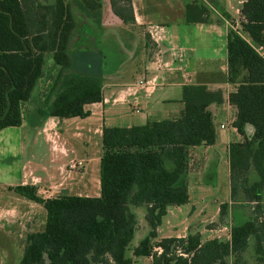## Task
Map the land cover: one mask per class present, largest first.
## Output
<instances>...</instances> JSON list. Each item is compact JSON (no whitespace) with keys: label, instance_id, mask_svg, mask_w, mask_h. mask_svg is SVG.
Listing matches in <instances>:
<instances>
[{"label":"trees","instance_id":"16d2710c","mask_svg":"<svg viewBox=\"0 0 264 264\" xmlns=\"http://www.w3.org/2000/svg\"><path fill=\"white\" fill-rule=\"evenodd\" d=\"M82 2L94 16L106 2L123 23L136 25L130 0ZM212 6L186 1L184 21H212ZM238 9L239 31L226 34V80L234 85L228 102L236 108L234 126L242 139L228 146L230 203H220L214 224H226L234 204H251L249 217L230 224L229 238L203 240L199 232L157 238L167 207L188 201L189 147L215 142L210 105L222 96L186 83L177 118L102 127L98 196L44 198L34 184L7 187L45 209L44 228L26 234L18 264H131L125 253L138 225L134 206L144 207L149 231L132 254L151 264H249L250 246L255 264H264V60L253 48L264 45V0H243ZM76 27L70 0H0V130L21 124V104L42 75L45 52L60 72L41 115L84 118L85 105L102 100L99 76L71 71Z\"/></svg>","mask_w":264,"mask_h":264},{"label":"crops","instance_id":"0c3cea01","mask_svg":"<svg viewBox=\"0 0 264 264\" xmlns=\"http://www.w3.org/2000/svg\"><path fill=\"white\" fill-rule=\"evenodd\" d=\"M130 1L136 22L134 29L136 30V36L139 39L138 46L130 44L128 47H124L121 44L120 37L118 36V30L121 27L118 28L117 21L113 18H109L102 24L98 23L99 28H95L94 36H97L99 41L105 39L107 42V49L111 53L112 50H117L123 55H127L129 60H133L134 66L139 67L142 72L137 74L136 78H134L133 81L130 80V82L121 80V75L119 76L120 78H118L119 71L117 69L109 70V73H105L101 48L89 38V34L84 32L83 36L78 39L77 43H75L76 39L74 37L75 41L72 43L74 45H69V54L72 61L71 71L99 76L102 82V100L86 104L85 109L89 111V115L84 118H57L53 116H43L39 113V109L42 107H38V114L42 118V121L39 123L40 134L43 138V142L46 143L48 147L50 160L47 167L43 166L42 169H40V172L43 175L37 176L30 174L29 181L27 182L24 178V180L21 181V184L30 183L41 187L42 189H39L38 192L44 198L66 195L61 194L60 192L64 190L67 182V186L76 191L74 192V195L98 196L100 189L99 160L102 152L101 147L99 152H91V150L87 148L89 141L87 142L85 140L82 142L84 145L81 152L82 154L78 155L77 152H79V150L81 151V146L79 144L75 146L72 145L71 148H66L64 146L66 154L67 151L73 154L72 159L83 160V167L75 172L78 173L85 170L84 173L81 174L82 177L81 175L78 176L80 179L83 178L88 168H91L90 166L94 167V175H96V171H98V176L96 175V180H94V194H88L87 192H82L85 191V182H83V180L81 183L78 182V185H75L77 182L74 181L76 175H73V171L67 170L68 173L63 182L62 179L55 182L56 176L53 175V172L51 171L52 166L50 167V164L59 160L58 154H63L60 151L61 146L59 145H66L67 140L69 141L70 138L79 137L84 128L89 137L90 134H94L98 135L101 139L102 127L120 126L116 124V121L121 119L125 120L130 118L128 119L129 122H127L126 126L120 127L142 125L153 120L175 119L182 108V103L180 101L181 87L186 83H194L198 85L204 93H220L222 96L221 103H213L210 105V110L214 119L215 142L211 145L189 147L187 176L192 171H195L196 173L199 172L198 175H201L204 169L210 168L212 165L211 158H217L220 155L217 150L214 148L211 149L212 145L218 141L226 145L225 153L229 175L227 156L228 146L231 142L240 141L242 137L234 126L236 108L228 102V93L234 88V85L226 80V34L231 28L228 22L239 18V6L236 9V17H229L223 7V13H226L227 16L216 11L219 21L215 22L214 18L211 16L212 21L205 23H186L184 21L183 7L182 19L178 22L175 28L169 29V26H165L167 18H162L161 14L167 15L173 12V2L171 0H151L140 4V6H137L133 0ZM186 1L188 0L181 1V6L183 3L185 5ZM242 1L243 0L239 1V5ZM102 5L106 6L108 10L110 9L106 2H103ZM179 12L181 13V11ZM84 13L88 17V12L84 10ZM91 16L94 20L99 19V16L94 17L92 14ZM220 26L223 27V32L220 29ZM77 31L78 26L74 35L77 34ZM214 33L218 36H222L223 34L225 36V47L222 57L224 62L220 66L221 75L218 78L213 76V73L216 71L212 64H209L210 59H213L215 56V47L213 46V41L211 42L212 38L210 37ZM145 35H147V39ZM199 37L201 49L198 47ZM113 44H115V46ZM186 67H190L189 70H185ZM130 76L132 75L130 74ZM139 79L146 81V83L143 85L138 84ZM129 98H131V100H129ZM132 103L135 105L131 107L133 109L130 111L127 106ZM133 118H135L136 121L130 122ZM229 126L232 129H229ZM56 130L59 133L57 138L53 135V132ZM245 132L247 135H250L252 127L246 125ZM52 139H56V145L53 144ZM200 147H203L204 149L200 150ZM75 154L76 156H74ZM67 156L68 155H66V157ZM70 159L71 158H69V160ZM64 166V163L58 164V176L62 175ZM212 167L214 169V166ZM72 175L73 177L68 179V177ZM204 182L206 186L210 183L208 181ZM186 183L189 200V183L187 177ZM44 191H49L48 195H43ZM204 200L205 198L202 197L201 201ZM228 203H230V196ZM26 205L29 210L36 208V205ZM169 207L170 205L167 207L166 213L170 211ZM232 208L233 207L231 206L229 207L226 224L211 225V223L217 222V220L212 221L208 225H204L205 230L216 233V236L214 237L229 238V226L233 223ZM218 210L219 208L217 211ZM20 216L26 218L25 225L34 224L35 219L28 211H18L17 217L20 218ZM23 221H21L22 227L25 229ZM187 234L177 232L175 236L184 237ZM200 235L202 234L200 233ZM202 239L204 240V238ZM148 259L150 262L149 257Z\"/></svg>","mask_w":264,"mask_h":264},{"label":"rangeland","instance_id":"374dc122","mask_svg":"<svg viewBox=\"0 0 264 264\" xmlns=\"http://www.w3.org/2000/svg\"><path fill=\"white\" fill-rule=\"evenodd\" d=\"M133 1L137 6H140V4L149 2L151 0ZM171 1L173 2V12L167 15L161 14L162 18H167V23L165 26H169V29L175 28L178 22L182 19L184 7V3L182 6L180 4L181 1L183 2V0ZM203 1L209 6L213 5L212 7L214 10L211 16L214 19H217L218 17L215 10L225 16H237L236 9L239 6L240 0H215V3H211L212 5L208 2V0ZM70 4L71 10L76 20V25L78 26L77 34H73L70 44L74 45L72 43L75 41V39V43H77L78 39L83 36L84 32L89 34V38L101 48L104 72L109 73V70L117 69L119 71L118 78L121 77V80H126V82H130V80L133 81L137 74L142 72L140 71L139 67H135L133 60H129L127 55H123L117 50H112L111 53L107 49L106 40L103 39L99 41L98 37L94 36V33L95 28H99V24L106 22L109 18H113L117 21L118 28L121 27L118 30V36L120 37L119 39L121 44L124 47H128L130 44L133 46L139 45V39L135 32L136 30L123 23L111 12L110 9L108 10L104 5H102L99 9L100 12H96L94 16L92 12L86 9L82 0H70ZM223 7L227 15L226 13H223ZM84 10L88 12V17L84 13ZM179 11H181V13ZM90 13L94 17L99 16V19L94 20ZM220 29L223 32L222 26H220ZM210 37L212 38L211 42L213 41V46L215 47V56L213 59H210L209 64H212L214 70L216 71L213 73V76L218 78L221 75L220 66L224 62L222 57L225 47V36L224 34L222 36H218L216 33H214ZM199 39L200 37L198 38V47L200 48L201 44ZM113 45L115 46V44ZM189 68L186 67L185 70H189ZM59 72L60 66L53 60L52 54L50 52H45L43 56L42 75L36 80L30 92L29 98L26 101H23L21 104V124L19 126L4 127L0 130V264H18L23 252L26 233L29 231H39L44 228L45 209L43 206L18 195L12 190H8L7 187L9 185L20 184L24 178L28 182L30 174L37 176L43 175L40 172V169H42L43 166L47 167V164L49 163L50 153L40 134L39 123L42 121V118L38 114L37 110L38 107L43 108L46 106L44 104L50 96L53 83L57 79ZM130 74L132 76H130ZM129 100H131V98H129ZM133 105L135 104L132 103L131 105L127 106L130 111L133 109L131 108ZM128 119L130 118L125 120H117L116 124L120 126H126L127 122H129ZM131 120L132 121L130 122L136 121L135 118ZM229 129L232 128L230 127ZM57 134L59 135L58 131ZM70 140H67L66 145H59L61 146L60 151L63 154H58L59 160L50 164V167L52 166L51 171L53 172V175L56 176L55 182L61 179L62 182L64 181L68 173L67 164L69 158L72 159L73 157V154L69 153V151H67L66 154L64 146L66 148H71L72 145L75 146L79 144L81 146V151L79 150L77 154L81 155L82 149L84 148L82 142L86 140L87 142L89 141L87 148L90 149L91 152L93 151L96 153L100 151V137L94 134H90L89 137L85 128L79 137L70 138ZM212 148L218 151L220 154L219 157L211 158L212 165L210 168L204 169L201 175H198L199 172L196 173L195 171H192L188 174L187 181L189 183V200L188 202L178 206L170 205V211L164 215L160 225L157 227L158 239L166 236H175L177 232L187 234L198 231L202 234L201 236L204 239L216 236V233L205 230L204 225H208L212 221H216L218 218L217 209L219 208L220 203L228 202L229 176L225 153L226 145L218 141L212 145L211 149ZM199 149L203 150L204 148L200 147ZM66 155L68 156L66 157ZM74 156H76V154ZM59 163H64L65 165L61 176L57 175V166ZM212 166H214V169ZM90 167L91 168H88L87 172H85L83 178L81 179L78 176L83 174L85 170L78 173L75 172L78 171L79 168L73 170V175H76L74 181L77 183L75 185H78V182L81 183L82 180L85 182V191L82 192L94 194V180H96V175L98 176V171H96V175H94V167ZM73 175L68 177V179L72 178ZM201 179L210 182L209 185L206 186L204 184L205 182ZM67 185L68 182L65 184L64 190H62L60 193L75 194L74 192L76 191L70 189ZM39 189L41 190L42 188L39 187ZM48 192L49 191H44L43 195H48ZM202 197L205 198L204 201H201ZM26 204L36 205V208L29 210V208L26 207ZM132 208L138 219V225L125 254L127 257L132 259L131 264H150L147 256H134L132 254L133 247L136 246L138 242L148 234L149 231V227L144 218V207L134 206ZM18 211H28L35 219L34 224L25 225L26 218L24 216H20V218L17 217ZM250 212L251 204H234L232 208V222H243L249 217ZM21 221H23L25 229L22 227ZM214 223H211V225H215ZM246 259L249 264H255V256L252 246H250L246 254Z\"/></svg>","mask_w":264,"mask_h":264},{"label":"built area","instance_id":"2783aa9c","mask_svg":"<svg viewBox=\"0 0 264 264\" xmlns=\"http://www.w3.org/2000/svg\"><path fill=\"white\" fill-rule=\"evenodd\" d=\"M228 23L232 29L239 31V20L238 19L230 20ZM253 48L255 52L264 60V45H253ZM144 83H146V81L139 79L138 84L143 85ZM53 135L56 136L57 138L58 137L57 131H54ZM52 142L54 145L57 144L56 139H52ZM81 167H83V160L81 159H70L68 161V164H67L68 171H73L78 168L80 169Z\"/></svg>","mask_w":264,"mask_h":264}]
</instances>
